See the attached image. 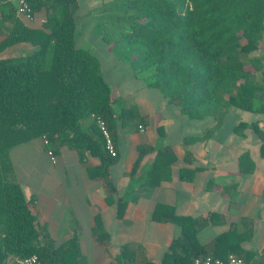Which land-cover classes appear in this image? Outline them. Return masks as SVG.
<instances>
[{"label": "trees", "instance_id": "trees-1", "mask_svg": "<svg viewBox=\"0 0 264 264\" xmlns=\"http://www.w3.org/2000/svg\"><path fill=\"white\" fill-rule=\"evenodd\" d=\"M30 4L34 16L43 9L48 13L42 29L27 26L16 10L11 13V28L2 27L0 20V264L32 256L41 264H79L78 238L57 245L38 223L34 200L26 197L17 181L10 151L45 139L47 151L55 157L67 148L76 151L84 165L88 156L96 158L100 164L87 166L88 176L106 185L111 201L116 188L110 170L118 156L107 153L98 120L106 123L115 142L120 127L140 128L146 117L137 106L118 108L119 99L113 98L99 59L77 48L79 0H30ZM111 9L118 15L114 23H119L120 33L115 39L104 34L110 18L96 27L97 35L136 77L144 78L149 89L182 114L203 119L246 102L258 68L250 55L264 33V0H115ZM27 44L34 48L32 54L1 58L7 49ZM90 118L93 123L87 130L84 121ZM155 150L144 191L169 180L172 172L174 154L169 148L139 147L140 156ZM180 179L190 181L193 173L183 169ZM133 186L118 202L120 218L129 202L139 199L131 197ZM152 219L181 229L160 264H194L199 257L223 259L230 254L246 258L234 230L206 248L198 240L202 224L178 215L175 207L156 205ZM97 224L101 229L99 220ZM127 251L124 246L116 264H124Z\"/></svg>", "mask_w": 264, "mask_h": 264}, {"label": "crops", "instance_id": "crops-1", "mask_svg": "<svg viewBox=\"0 0 264 264\" xmlns=\"http://www.w3.org/2000/svg\"><path fill=\"white\" fill-rule=\"evenodd\" d=\"M114 1L97 0L90 10L77 16L76 25L79 18L90 21L96 33L99 23L107 19L96 21L95 15L109 10ZM12 12L15 13L14 3L0 0L2 27H12ZM47 16L43 9L35 13L32 21L18 17L27 26L42 29ZM13 48L1 58L17 57ZM250 57L257 61L258 68L241 107L232 105L203 119H191L176 107L173 120L166 115L173 105L164 99L157 105L151 103L153 108L142 112L146 117L143 130L119 128L115 138L118 158L110 170L116 188L111 201L106 185L92 180L87 173V166L100 164L98 159L88 156L84 165L76 151L62 148L53 163L43 139L13 148L10 158L17 181L26 197L34 200L32 209L38 223L47 228L56 244L78 238L79 264H116L124 246L128 248L124 264H160L172 241L181 235L177 225L152 219L156 205L163 204L202 224L198 232L202 246L208 248L218 236L234 230L241 237L240 247L248 258L245 259L264 264V33ZM118 89H112L114 99H119L124 91ZM139 105L133 106L141 109ZM92 123L93 118L85 120V128L89 130ZM173 138L176 146L171 142ZM128 143H133L131 152L125 150ZM142 145L169 148L174 154L170 179L148 191H144L143 184L157 150L140 156ZM183 169L193 173L192 180L180 179ZM132 184L131 197L139 199L129 202L120 218L118 202ZM101 235L108 240L105 237L100 241Z\"/></svg>", "mask_w": 264, "mask_h": 264}, {"label": "rangeland", "instance_id": "rangeland-1", "mask_svg": "<svg viewBox=\"0 0 264 264\" xmlns=\"http://www.w3.org/2000/svg\"><path fill=\"white\" fill-rule=\"evenodd\" d=\"M96 1L97 0H80L81 7L78 12V16H80L86 10H90L92 5ZM113 3L114 2H112L110 7H108L109 10H104L100 12L99 15H94L97 16L96 21H99L101 18L108 20L111 18V22L104 25L103 32L104 34H108L111 38L115 39V37L120 33V29L118 28L119 23H114V18L118 15L116 11L111 9ZM83 19L84 18H82V20ZM96 34L97 33L94 32V25H91L90 21L82 22L80 18L77 19V48L86 50L87 52L96 56L99 59L101 63L102 72L104 73V76L109 82L108 84L111 86L112 89L113 87L117 86L119 89L121 87V89L124 90L122 91L123 93L117 101L118 108H125L127 106L130 107L133 106L134 103H140L141 106H139L141 107V109H138H140L141 113H145L151 110L153 108V105L162 103L164 101V98L159 94V92L152 89L149 90L147 86V88H145L144 78L136 77L135 74L131 71L129 65L120 61V59L110 51L108 45L104 42V40H102ZM13 49L14 55L17 57L18 55L23 56L26 54H32L34 52V48L29 44L19 45L14 47ZM119 89L117 91H119ZM151 103L153 105H151ZM171 107L172 108L166 110V115L170 116L174 120V114L176 111L174 109H176V107ZM172 122L174 123V121ZM171 142L174 144V146H176V138H173ZM133 148V143H128L127 145H125L126 151L128 149V151L131 152ZM173 229L175 228L173 227Z\"/></svg>", "mask_w": 264, "mask_h": 264}, {"label": "built area", "instance_id": "built-area-1", "mask_svg": "<svg viewBox=\"0 0 264 264\" xmlns=\"http://www.w3.org/2000/svg\"><path fill=\"white\" fill-rule=\"evenodd\" d=\"M15 5V10L18 16L26 19L27 21H32L34 19V12L32 6L30 4V0H10ZM49 1V0H43ZM98 126L102 132L103 139L105 141V148L107 153L116 158L118 156V152L116 149V145L114 139L112 137V133L109 130L106 123L102 120H98ZM143 130L142 127L139 128ZM45 145H47V140L44 139ZM48 155L51 157L53 163H56V157L54 156L52 151H48ZM15 264H41L37 256H32L25 259L16 260ZM194 264H253L252 262L247 261L245 258L230 254L226 258H216L213 256H205L199 257L195 259Z\"/></svg>", "mask_w": 264, "mask_h": 264}]
</instances>
